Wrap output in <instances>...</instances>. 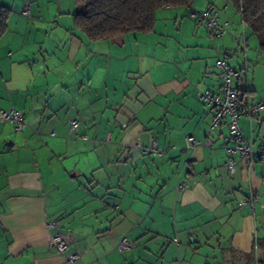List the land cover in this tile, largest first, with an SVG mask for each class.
<instances>
[{
    "label": "crops",
    "instance_id": "obj_1",
    "mask_svg": "<svg viewBox=\"0 0 264 264\" xmlns=\"http://www.w3.org/2000/svg\"><path fill=\"white\" fill-rule=\"evenodd\" d=\"M1 8L0 108L21 111L26 127L0 123V264H66L48 244L54 233L67 235L74 264L264 262V159L236 155L231 174L227 126L210 132L195 96L218 89V58L247 65L250 96L264 95V52L230 0L163 7L153 31L98 41L74 27L73 0ZM207 8L229 23L223 36L189 17ZM239 125L264 145V112ZM152 140L160 156L142 153ZM122 238L131 247L120 251Z\"/></svg>",
    "mask_w": 264,
    "mask_h": 264
},
{
    "label": "built area",
    "instance_id": "obj_2",
    "mask_svg": "<svg viewBox=\"0 0 264 264\" xmlns=\"http://www.w3.org/2000/svg\"><path fill=\"white\" fill-rule=\"evenodd\" d=\"M28 12L29 6H25L22 9V14L27 16ZM189 17L197 25L205 27L212 38L221 37L228 32L229 23L220 19V10L216 8H207L202 11L191 10L189 11ZM215 67L220 77L218 89L216 91L196 89L195 96L197 100L206 104L211 111L210 132L223 122L227 126L229 144L225 146L227 159L224 165L232 174L236 164V155L245 159L249 165L264 159V145L255 146L252 141L245 139L239 125L240 117L247 116L253 119L264 112V95H261L256 100L250 96L247 65L241 69H237L228 62L227 58H218L215 62ZM235 80H237L239 85L233 83ZM241 93H243L242 99H240ZM0 123H11L19 131H22L26 127L24 114L15 107L8 109L0 108ZM69 130L78 138H86L79 135L78 122L76 120H71ZM196 145L197 142L194 137L188 136L185 138L186 149H194ZM201 145L209 146L211 145V141L205 139L201 142ZM141 151L143 154H152L154 156L162 154L155 140L143 146ZM176 189H183V185L178 184ZM250 199H253V195L250 196ZM240 203L242 204L243 202ZM48 244L64 255L66 264H74L79 258L77 253L69 251L68 237L65 234H52L48 240ZM130 247L131 245L126 238H122L117 246L120 251Z\"/></svg>",
    "mask_w": 264,
    "mask_h": 264
},
{
    "label": "trees",
    "instance_id": "obj_3",
    "mask_svg": "<svg viewBox=\"0 0 264 264\" xmlns=\"http://www.w3.org/2000/svg\"><path fill=\"white\" fill-rule=\"evenodd\" d=\"M194 0H73L74 27L89 41L108 40L127 33L153 31L156 13L163 7H189ZM242 23L254 33L264 30V0H230ZM9 10H0V34ZM264 52V41L259 42ZM264 264V262H258Z\"/></svg>",
    "mask_w": 264,
    "mask_h": 264
},
{
    "label": "rangeland",
    "instance_id": "obj_4",
    "mask_svg": "<svg viewBox=\"0 0 264 264\" xmlns=\"http://www.w3.org/2000/svg\"><path fill=\"white\" fill-rule=\"evenodd\" d=\"M71 2H72V0H71ZM71 5L73 6V3H71ZM244 28L246 30V33L248 34L249 42H251V43L253 42L256 45V43H259L260 41H264V30H262L258 33H254L250 27L245 25ZM258 46H259V44H258ZM251 73H252V71H251Z\"/></svg>",
    "mask_w": 264,
    "mask_h": 264
},
{
    "label": "water",
    "instance_id": "obj_5",
    "mask_svg": "<svg viewBox=\"0 0 264 264\" xmlns=\"http://www.w3.org/2000/svg\"><path fill=\"white\" fill-rule=\"evenodd\" d=\"M240 87H241V86H240ZM242 97H243V93L240 94V99H242Z\"/></svg>",
    "mask_w": 264,
    "mask_h": 264
}]
</instances>
